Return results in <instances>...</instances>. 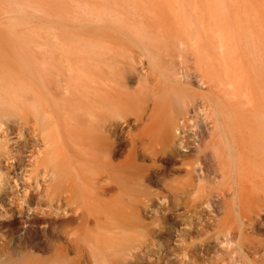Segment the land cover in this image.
Returning a JSON list of instances; mask_svg holds the SVG:
<instances>
[{
    "label": "bare ground",
    "instance_id": "bare-ground-1",
    "mask_svg": "<svg viewBox=\"0 0 264 264\" xmlns=\"http://www.w3.org/2000/svg\"><path fill=\"white\" fill-rule=\"evenodd\" d=\"M21 5L0 7V264H264V4L78 1L74 48ZM178 156L182 228L146 220Z\"/></svg>",
    "mask_w": 264,
    "mask_h": 264
},
{
    "label": "rangeland",
    "instance_id": "rangeland-1",
    "mask_svg": "<svg viewBox=\"0 0 264 264\" xmlns=\"http://www.w3.org/2000/svg\"><path fill=\"white\" fill-rule=\"evenodd\" d=\"M78 1L83 2L86 0H0V7H4V5H9V4H12V5L22 4L21 6L27 7L26 10L29 11L28 13L31 12L30 14H28V16L34 19V22L38 26V30L42 34L48 33L49 35L51 34L56 35L63 39L65 38L71 39L73 41L72 42L73 45L71 46H73L74 48L78 43L77 40L81 36L84 35L83 30L80 29L79 27H75L74 24L71 26H67V23H69V21H64L63 23H65V25H63V23H60L56 15L60 11V9H63L64 13H67L66 10H69L72 7V5H74ZM257 1L264 4V0H257ZM64 26H67V27H64ZM27 134H28L27 131L23 130L22 136L20 137V139H16V136L12 134L10 135L11 140L9 141V143L16 144L17 142L14 141L15 139L16 141L20 140V142L23 143L24 140H26L29 137ZM23 150L24 152L22 154L21 153L19 154L25 156L27 153L25 149ZM126 153L127 151L124 152V155ZM175 158L174 159L160 158L159 160L155 161V165L158 166L162 171L164 170L163 171L164 176L167 178V181H170L169 183L170 185L163 184L162 181H160L161 183H158L159 181L152 182V184L150 183V186L147 189L151 192L150 197L152 198V205H151L152 208H151V211L146 214V220L152 223L153 222L162 223V221L163 223H166L168 221L170 225H176V226L179 225V227L181 226L180 228H182V226L188 227L184 223V220L189 218L190 215L194 213V211L193 210L191 211L190 209L191 206L189 205L190 203L187 198H185L186 201L184 200V198L183 200L180 199L183 202H181L182 204L181 203L178 204L177 202H180V200L176 201L177 199L173 196L174 187L180 186V183L183 181L185 182L187 179V173L185 170L186 168L184 167L182 163L183 161H186V159L182 161L179 156ZM123 159H124V156H121L119 158V161ZM175 160L177 161L176 163H175ZM144 163L150 164L152 163V161L145 160ZM26 168H29V166H27ZM25 173L27 174V172H24V174ZM16 179H17L16 180L17 185L15 187L13 186L15 184V180L12 179L11 180L12 183L9 186L10 190H8L7 193L9 194L11 193L20 194L21 193L22 191L21 184H22L23 178H21V176L19 175H16ZM154 192H158V193L156 194ZM160 195H167L166 203L168 202L175 203L176 206L178 207L177 212L172 213L171 211H167L163 209V200L161 199L157 200V198ZM209 231L213 232L214 230L210 228ZM255 235H257V237H264V224H261L256 227ZM193 239L198 241V233H194ZM226 252H227V249H225L222 245H219L216 243L212 247V250L210 252V255H211L210 259L215 260L217 259L218 256L225 255ZM151 260H154V259H151ZM160 263L161 261L159 262V264ZM193 263L198 264V260ZM146 264H149V263H146Z\"/></svg>",
    "mask_w": 264,
    "mask_h": 264
}]
</instances>
